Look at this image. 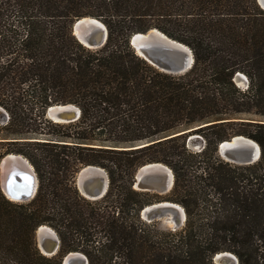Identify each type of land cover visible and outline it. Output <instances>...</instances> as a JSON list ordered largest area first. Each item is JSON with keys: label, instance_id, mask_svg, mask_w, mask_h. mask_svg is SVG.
Listing matches in <instances>:
<instances>
[{"label": "trees", "instance_id": "trees-1", "mask_svg": "<svg viewBox=\"0 0 264 264\" xmlns=\"http://www.w3.org/2000/svg\"><path fill=\"white\" fill-rule=\"evenodd\" d=\"M83 16L107 27L101 47L73 35ZM150 28L188 45L192 67L171 74L139 56L129 38ZM64 103L80 108L76 121L45 116ZM0 106L10 136L0 143L13 145L5 154H23L38 177L28 201L0 189V264H62L78 249L88 264H215L220 251L264 264V9L256 0H0ZM190 134L203 137L202 149L187 145ZM234 135L259 144L257 161L220 157L218 143ZM149 162L173 171L166 199L185 210L180 229L140 217L155 200L133 181ZM85 165L109 177L93 201L74 183ZM43 224L61 236L55 255L37 247ZM75 233L84 248L69 242Z\"/></svg>", "mask_w": 264, "mask_h": 264}, {"label": "water", "instance_id": "water-1", "mask_svg": "<svg viewBox=\"0 0 264 264\" xmlns=\"http://www.w3.org/2000/svg\"><path fill=\"white\" fill-rule=\"evenodd\" d=\"M256 1L260 5V7L264 9V0H256ZM84 18H95V17L83 16V17L77 18L73 22L72 27H71L73 35L78 39L79 42H81L86 47H89V48L101 47L102 45H104L107 39V35H108L107 27L101 21L103 23V26H97L98 28L92 29L90 31H86V26L81 22V20ZM153 29L158 30L160 32V30L157 28H150L145 32H135L130 36L129 42L131 46L133 47V49L135 50V52L139 56H141L138 51L139 50L143 51L144 54L149 56V58L147 56L146 57L141 56V57H143L150 64H152L153 66H155L156 68L164 72H168L171 74H181V73L186 72L188 69H190L194 62V55H193L192 49L188 45L186 44L184 45V43L169 37L165 33L163 34L162 31H161L162 35L159 34L160 39L156 40L154 43H150L151 41H149L150 37L148 34ZM76 30L81 31V34L84 40H86L89 46L80 40V38L76 34ZM138 33H141L142 35H145L143 37H148V38L147 39L143 38L137 47V45L133 42V39L135 35ZM182 47H185V48H182ZM240 74H241L240 72H237L235 74L234 81L239 87H242L235 80V77L240 76ZM243 79L245 81L244 85L247 87L249 82L245 74L243 75ZM54 108H56L57 110L53 113V115L49 114L50 110ZM45 114L48 118H50L51 120L55 122H58V121H56L54 118H58V119L64 120V122L67 123V122L76 121L81 115V110L76 104H73V103L53 104V105H49L46 108ZM0 116H2L3 119H8L7 111L3 109V107L1 106H0ZM197 127L199 126L191 127L187 130L180 131L179 133L190 132ZM198 138H200L199 135L190 134L187 138L188 146H194L198 150L202 149L204 145H201L200 143L197 145L195 144L196 142H198ZM144 143L146 142H142L139 145L144 144ZM249 144L256 145L257 150H254L252 146H250ZM133 147L135 146H130L128 148H133ZM217 152L224 160L228 162L235 163V164H248V163H253L259 159L260 154H261V149H260L259 144L252 138H249L244 135H234L230 137L229 139H225L219 142L217 146ZM151 164H161L165 166L167 169H169L172 176L170 177L167 174L166 170H162L161 173L157 176L145 173L143 177H146V178L143 179L140 177L139 179L140 169L144 168L145 166L148 167L147 165H151ZM85 166L93 167L95 169H101L105 173V176L98 174L94 177V179L83 180L84 190L88 194H90V196L93 197V198L92 197L90 198L99 199L103 197L108 190V186H109L108 173L103 167H100L97 165H85ZM85 166H83L82 168H84ZM15 168L17 169H14V172H12L13 174H11V176H7L3 184L1 182L2 191L10 199L18 198V201H28L36 194L37 189H38V177H37L36 171L33 167L30 170H24L20 166H16ZM173 184H174L173 171L169 166H167L166 164L162 162H149V163H146L140 166L135 172L134 181H133V187L135 189L142 190V191L153 190V191H158L159 193H166L170 191ZM13 185H15L14 189H12ZM77 186H78V174H77ZM104 187H106L105 191H104ZM78 189L83 194L79 186H78ZM13 194H15V196ZM83 195L86 196L85 194ZM10 196H13V197H10ZM170 202H173V201H170ZM157 204H160V203H157ZM149 205L152 207H160L161 210L157 212L155 211V209L157 208H155L153 209L154 211H151L147 208L148 206H144L140 211V216L143 219L147 221H153L154 219H159V218L164 217L170 211L175 220V224L174 226H171V228L173 230H176L180 225L182 224L184 225L186 213H185L183 206L182 208H183L185 215H184V219L180 220L176 212V208L170 204L153 206L156 204L151 203ZM166 208L168 209L165 210ZM47 226L48 225L43 224L37 228L36 242H37V245L40 251L44 255H47L45 252H48V253H52L48 255V256H51V255L58 253L59 246H60V239L54 230H53L54 233L52 232V234L43 235L42 230L46 229ZM61 262L62 264H88V259L86 255H84L83 253L79 251H69L62 257ZM213 262L215 264H218V263L219 264H238V258L232 252L220 251L213 256Z\"/></svg>", "mask_w": 264, "mask_h": 264}, {"label": "bare ground", "instance_id": "bare-ground-1", "mask_svg": "<svg viewBox=\"0 0 264 264\" xmlns=\"http://www.w3.org/2000/svg\"><path fill=\"white\" fill-rule=\"evenodd\" d=\"M81 22L86 26V31H90L92 29H95V28H98L97 26H103V23L97 19V18H84L81 20ZM76 34L77 36L80 38V40L82 42H84L86 45L89 46V44L86 42V40H84L82 34H81V31L80 30H76ZM159 34H161V31L159 32L158 30H151L149 32V41H151L150 43H154L156 40L160 39V36ZM164 34V33H163ZM162 35V34H161ZM145 35H142L141 33H138L135 35L134 39H133V42L137 45H139V43L141 42V40L143 38L147 39L148 37H143ZM165 37V36H164ZM166 38V37H165ZM185 45V44H184ZM183 45V46H184ZM85 46V45H84ZM182 48H185V47H182ZM139 54L141 56H147L149 58L148 55L144 54L143 51H138ZM190 59V58H189ZM241 73V72H240ZM242 74V75H241ZM240 76H237L235 77V80L236 82L240 85V86H245V81L243 79V73H241ZM57 109L54 108L52 110H50V113L51 115H53V113L56 111ZM56 121L58 122H64V120H61V119H58V118H54ZM65 123V122H64ZM196 145L199 144V141L197 143H195ZM250 145V144H249ZM252 146V148L254 150H257V146L256 145H250ZM16 166H20L22 169L24 170H30L33 166L30 164V162L23 156L19 155V154H16V153H9L7 156H5L1 162V182L2 184L5 182V179L7 178V176H11V174H13L12 172H14V169H17L15 168ZM148 167H144V168H141L140 169V172H139V179L140 177L145 179L146 177H143L145 175V173L147 174H152V175H159L161 173L162 170H166L167 171V174L171 177V172L169 171V169H167L165 166L161 165V164H151V165H147ZM34 168V167H33ZM103 175L105 176L104 174V171L101 170V169H95L93 167H88V166H85L84 168H81L80 172L78 173V186L81 188V190L87 194L88 196H90V194H88L84 188H83V180L85 179H94V177L96 175ZM13 176V175H12ZM15 188V185H13V188ZM105 188V187H104ZM153 191V190H151ZM158 192V191H157ZM15 196V194H13ZM10 197H13V196H10ZM92 197V196H90ZM12 201H18V198H11ZM156 205H153V206H157V205H166V204H170L172 206H174L176 208V212L178 214V217L180 220H183L184 219V211H183V208H182V205L178 204V203H175V202H170L168 200H162V201H158V202H154ZM157 203H160V204H157ZM148 206L147 208L151 211H154L153 209H155V211H160V207H152L150 206L149 204L146 205ZM159 208V209H158ZM168 208H166L165 210H167ZM164 210V211H165ZM165 217V220L169 222V224L171 226H174L175 224V220L172 216V213L169 211L167 215L164 216ZM43 231V232H42ZM42 234L45 235V234H52V232L54 233L53 229H51L50 227L47 226L46 229L42 230ZM47 255H50L52 253H48V252H45ZM231 261V260H230ZM219 264V263H218Z\"/></svg>", "mask_w": 264, "mask_h": 264}, {"label": "rangeland", "instance_id": "rangeland-1", "mask_svg": "<svg viewBox=\"0 0 264 264\" xmlns=\"http://www.w3.org/2000/svg\"><path fill=\"white\" fill-rule=\"evenodd\" d=\"M101 21V20H100ZM158 29V28H157ZM161 31V30H160ZM164 33V32H163ZM152 65V64H151ZM153 66V65H152ZM153 67H155V66H153ZM156 68V67H155ZM157 70H159L158 68H157ZM242 89H246V86H242ZM2 107V106H1ZM3 109H5L4 107H3ZM6 110V109H5ZM7 111V110H6ZM7 113H8V111H7ZM45 116H46V114H45ZM47 117V116H46ZM48 118V117H47ZM8 119H9V113H8ZM8 119H3L2 118V116H0V138H3V137H10V136H8V133H7V131L4 129V127H5V124H7L6 122L8 121ZM50 119V118H49ZM53 121V120H52ZM55 122V121H54ZM59 123H62V122H59ZM64 123V122H63ZM43 127H44V131H49V126H47V125H42ZM197 135H199V137L200 138H198V141H199V143L201 144V145H204L205 144V140L203 139V137H201V135L200 134H197ZM197 143V142H196ZM188 145V144H187ZM9 147H13V145H8L7 143H0V165H1V160H2V158L5 156V155H7V154H5V152H6V150H7V148H9ZM191 149H193V150H198V149H196L194 146H189ZM9 153H16V152H9ZM8 153V154H9ZM16 154H21V153H16ZM21 155H23V154H21ZM23 157H25V156H23ZM221 157V156H220ZM30 162V161H29ZM30 164L32 165V163L30 162ZM165 164V163H164ZM33 166V165H32ZM168 166V165H167ZM34 167V166H33ZM82 168V167H81ZM80 168V169H81ZM80 169H79V171H80ZM78 171V172H79ZM78 172L76 173V175H75V177H74V183H75V185H76V188H77V190H78V192L82 195V196H84L80 191H79V189H78V186H77V174H78ZM109 187V186H108ZM0 189H1V191H2V187H1V167H0ZM108 191V190H107ZM3 192V191H2ZM150 192V196L155 200V201H153L152 203H154V202H158V201H162V200H168V199H166V195L168 194V192H166V193H159V192H157V191H149ZM87 200H89V201H93V200H96V199H91V198H88V197H86V196H84ZM169 201H171V200H169ZM177 203V202H176ZM150 204V203H149ZM185 220H186V218H185ZM144 221H146V220H144ZM147 222H150V223H152L153 222V224H155L156 225V227L157 228H159L160 230H162V231H165V230H173L172 228H171V225L169 224V222L168 221H166L165 220V217H162V218H159V219H154L153 221H147ZM184 223H185V221H184ZM46 225H48V224H46ZM49 227H51L56 233H57V235L59 236V234H58V232H57V230L54 228V227H52V226H50V225H48ZM184 225L182 224V225H180L177 229H180V228H182ZM79 233H75L74 234V236H73V238L71 239V240H69V242L70 243H76L75 245H78L79 244V246L80 247H82V248H84L85 247V243H83L82 242V240L85 238V236H84V234H82V235H78ZM36 237V236H35ZM59 239H60V246H59V249H60V247H61V236H59ZM79 239H81L80 241H79ZM36 244H37V242H36ZM63 246V245H62ZM37 247H38V245H37ZM39 248V247H38ZM75 251H79V252H81V253H83L81 250H75ZM58 252H59V250H58ZM57 254V253H56ZM84 254V253H83ZM55 255V254H54ZM85 255V254H84ZM48 256V255H47Z\"/></svg>", "mask_w": 264, "mask_h": 264}, {"label": "flooded vegetation", "instance_id": "flooded-vegetation-1", "mask_svg": "<svg viewBox=\"0 0 264 264\" xmlns=\"http://www.w3.org/2000/svg\"><path fill=\"white\" fill-rule=\"evenodd\" d=\"M105 174V173H104ZM80 188V187H79ZM105 189H106V187L104 188V191H105ZM80 190H81V188H80ZM82 191V190H81ZM83 192V191H82ZM83 194H85L84 192H83ZM106 194V193H105ZM87 197H89L90 198V196H88L87 194H85ZM93 198V197H92ZM141 217V216H140ZM52 229V228H51Z\"/></svg>", "mask_w": 264, "mask_h": 264}, {"label": "built area", "instance_id": "built-area-1", "mask_svg": "<svg viewBox=\"0 0 264 264\" xmlns=\"http://www.w3.org/2000/svg\"><path fill=\"white\" fill-rule=\"evenodd\" d=\"M7 197V196H6ZM10 199V198H9ZM142 218V217H141ZM143 219V218H142ZM143 220H145V219H143ZM147 221V220H146Z\"/></svg>", "mask_w": 264, "mask_h": 264}]
</instances>
